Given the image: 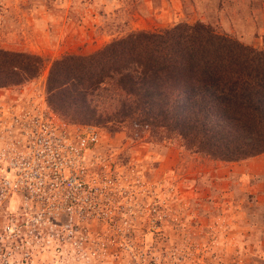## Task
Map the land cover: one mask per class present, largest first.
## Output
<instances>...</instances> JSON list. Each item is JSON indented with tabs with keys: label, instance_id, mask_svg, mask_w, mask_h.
<instances>
[{
	"label": "rangeland",
	"instance_id": "374dc122",
	"mask_svg": "<svg viewBox=\"0 0 264 264\" xmlns=\"http://www.w3.org/2000/svg\"><path fill=\"white\" fill-rule=\"evenodd\" d=\"M198 23L264 50V0H0V49L44 61L36 78L0 87V99L40 95L69 122L101 129L114 179L82 223V247L69 242L31 264H264V154L215 160L160 126L72 119L80 109L59 110L48 93L58 60Z\"/></svg>",
	"mask_w": 264,
	"mask_h": 264
},
{
	"label": "trees",
	"instance_id": "16d2710c",
	"mask_svg": "<svg viewBox=\"0 0 264 264\" xmlns=\"http://www.w3.org/2000/svg\"><path fill=\"white\" fill-rule=\"evenodd\" d=\"M43 68L38 56L0 49V87ZM47 89L57 109H80L68 113L72 119L160 126L225 162L264 154V50L202 23L133 33L92 56H67L53 64Z\"/></svg>",
	"mask_w": 264,
	"mask_h": 264
},
{
	"label": "built area",
	"instance_id": "2783aa9c",
	"mask_svg": "<svg viewBox=\"0 0 264 264\" xmlns=\"http://www.w3.org/2000/svg\"><path fill=\"white\" fill-rule=\"evenodd\" d=\"M39 96L0 99V264L82 247V223L114 183L101 129L69 122Z\"/></svg>",
	"mask_w": 264,
	"mask_h": 264
}]
</instances>
